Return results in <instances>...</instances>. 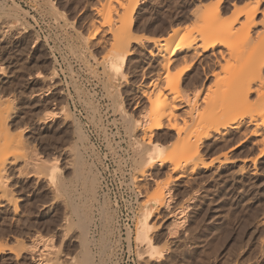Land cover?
Wrapping results in <instances>:
<instances>
[{"label": "rangeland", "instance_id": "obj_1", "mask_svg": "<svg viewBox=\"0 0 264 264\" xmlns=\"http://www.w3.org/2000/svg\"><path fill=\"white\" fill-rule=\"evenodd\" d=\"M52 1H54V6L59 7V12L66 13V15H63L65 17L53 12L54 9L51 10L47 0H34L35 3L33 0H0V26L10 13L11 18H8L15 19V23H18L13 30V35L9 36L11 38L7 37L8 39L6 38L0 42V47L4 48L0 50V63L4 64L6 70L4 71V77L0 75V89L8 90L6 93L10 91L7 94L10 99L16 97L13 99V108L11 107L13 112L10 109L12 112V114L10 112L11 122L14 123H10L13 124L12 128L14 126L11 130L13 136L10 137L9 135L6 140L3 135L6 141L0 139L2 142H0V147L4 150L9 146L8 152L10 154L13 152V156L16 152H18L17 154L27 153L26 155L33 157L29 159L30 161L31 159L35 160L37 157L45 158V161H48L46 159L52 161L54 158H58L60 171L66 179V194L64 196L68 197L64 203L57 187L55 188L54 184L53 187L47 186L46 173L42 174L39 179L36 175L34 177V174H30V171L33 173L34 170H31V166L32 168H40L34 164V160L30 163L35 166L29 163L30 166L25 168L22 167L24 158L21 156L18 159L16 158L17 162L15 164L8 165L10 166L9 172L13 175L16 174L10 178L9 182L12 185L10 183L9 185H11L12 190L15 189V194L22 198L18 203V206L21 207H19L20 211L18 209V216L15 215V210L11 205L2 204L5 205L2 206L0 204L2 206H0V233L3 236L0 234L2 237L0 243L4 245V243L9 242L7 246L11 244L10 247H12L15 244L18 245V240H20L22 243L20 244L22 246L24 244L26 248V244L30 242L31 238L53 237L56 250L52 256L55 255L54 258L57 259L55 264H146L147 262H144L146 259H140L139 254H137L139 245L135 241L137 239V219L142 213L148 196L152 195L149 192H155L157 188L159 190L160 187L165 185L168 186L167 188L172 189L171 210L167 211L169 209L160 207L159 212L162 214H156L157 217L155 216L160 227L153 229L154 231L152 230L153 246L165 249V254L158 261L150 260L147 264H264V154L260 156V150L264 147V144L256 145L253 143L258 136L252 134L255 123H251L247 115L254 107L253 104L256 106L260 101L264 104V93L263 96H260L261 98L258 97L259 100L261 99L260 101H256L257 97L252 94L250 100L252 106L246 108L244 115L237 120V122L243 123L239 129L234 130L232 127L237 122L230 123L231 129L228 126L227 130L222 129L223 131L216 133L218 138L212 136L203 143L200 148L201 157H203L201 161L203 160L202 163L208 166L207 169L196 168V170H192L191 167H188L189 169L186 168L185 173L183 171L172 172V163L169 160L176 159L178 143L174 139L165 136L166 129L159 130V140L160 144L162 143L160 155L167 160H165L164 166L158 167L160 165L157 163L149 169V173H153L150 175L151 179H157L155 181L160 187L155 186L157 184L153 182L148 186V190L145 189L146 186H144V189H139L138 181H142L134 179L139 177L137 173L139 168L135 169L138 164L135 163L136 159L132 155V148L134 147L132 145H135L133 138L134 136L139 138L138 135L141 134V131L139 132L136 129L133 134H130L125 129V119L124 121L122 119L123 116H138L139 113L143 114L145 110L148 111L147 109L150 106L147 99L143 97L142 91L147 89L153 93V86L157 77L164 79L165 70L161 67L162 65L158 64L162 60L161 54L163 51L161 47L163 43L176 36L174 34L175 29L181 27V35L185 34L187 41L190 36H193L192 33L197 38L200 34L199 37H205L202 35L203 33L208 34L221 24H229L238 13L241 20H244L245 13L257 8L256 21L259 22L253 28V32L257 29V31L261 30L262 32L264 29V24L261 23L264 21V0H138L132 13L128 12L133 17L131 32L135 41L129 45L131 53L122 68L124 75L113 81V86L106 83V66L110 64L109 56L113 50L109 45V40L106 41L109 34L106 32V34H102L103 31H101L98 38H102L99 43L97 42L98 44L84 41L90 31L91 21L96 22L98 18L92 7L103 0ZM26 10L28 13H26ZM8 18L7 20H9ZM65 19H68V21ZM239 23L241 25V22ZM238 25L234 26L233 32L237 30ZM18 28H21L20 31ZM235 35L237 36L236 33ZM199 39L201 40V38L197 39V44L201 43ZM8 42L11 45L7 44ZM247 43H243L242 50H237V54L234 52L235 54L232 55L233 52H227L229 54L221 60V64L215 70L217 75L218 73L225 75L226 72L228 74V72H231H225L228 68L231 70L232 67H238L240 71L241 67L248 69V67H251L250 65H253L252 63L260 54L259 52L264 50H262L264 42H261V45L257 41L256 43ZM11 49L14 53L11 52ZM198 49L201 52V48L198 47ZM17 50L19 51L18 54L21 52V55L15 52ZM150 52L155 53L153 57ZM185 52L190 54V59L187 58L186 62L183 60L184 57L182 59L179 57L182 56V50L180 48L176 49L175 56H178V62L176 61L171 69L172 71H179L185 65L190 66L187 68L184 82L180 86V91L186 93L181 91V94H192L193 90L195 91L202 86L200 88L202 97L203 95L206 96L203 99L207 102L210 96L208 94L212 92L210 91L211 88L207 86L213 87L212 84H208L211 83L213 77L215 79V76H213L205 83L206 85L204 84L209 88L206 92V87L202 83L204 80L203 68L206 67L209 61L206 58L209 57V52L201 54L197 52L196 54H199L196 55L197 57L195 55L193 57L192 54L195 53L192 49L190 52L187 50ZM5 56L11 57L7 59ZM11 59L15 60L13 62L16 63V66L13 65ZM10 60L12 64L9 63ZM157 60L159 61L157 62ZM5 63H9L11 68L9 64L8 67ZM243 69L241 72H248L245 69L243 71ZM235 71L237 72V70H233V72ZM37 72L44 75L54 72V82L56 84L54 82L50 84V81H43L41 77L34 76V73ZM233 72L232 75H234ZM237 75H239L238 72L234 76ZM4 80L6 81L4 82ZM164 81L160 84L164 85L166 80L164 79ZM212 82L216 87V80H212ZM49 84L51 86H48ZM112 87L113 89L116 88L115 91L110 90ZM217 88L212 89L218 93ZM10 89L14 91H12L13 94L15 93L14 95H10ZM48 89L50 91H47ZM204 92L206 93L203 94ZM214 92L212 93L214 94ZM213 94L211 97L214 98V103H216L215 98L218 94H215V97H213ZM138 99L140 104L136 103ZM205 101H203V106L207 104ZM11 102L12 100L10 104ZM93 107L95 112L92 109ZM120 110L126 111L124 115L122 112L119 113ZM65 112H69L68 116L71 117L66 116L69 119L65 118ZM178 113H181V110ZM10 118L8 122L11 120ZM228 130L230 133L223 134L224 131ZM14 133L17 135L16 138ZM78 136H80V139ZM18 137H21V139ZM10 138H13V141ZM14 143L15 145L18 144L19 150L23 146L24 151L17 150ZM11 144L17 151L10 149L13 148ZM67 147L76 151L79 150L80 156H77L78 152L75 151H73L75 153H73V156L72 154H65L64 149ZM2 150L0 149V151ZM225 153L229 156L227 161L223 159ZM172 155L174 156L172 157ZM73 157H78L76 164V159ZM251 158L255 159L254 162H251ZM10 159H12L11 155ZM68 161L71 163L69 164ZM244 161H246L245 165ZM16 164L18 168L14 169ZM24 164L26 165V163ZM243 165L245 168L247 167L244 170H242ZM20 167L22 174L30 169L28 173H25L30 175H22L21 171H18ZM28 167L30 168L28 169ZM17 171L22 176L18 175ZM42 171L45 172V170ZM181 172L184 176H178ZM150 176L147 178L151 183ZM167 183L169 184L167 185ZM92 185L94 190L90 188H93ZM87 189L88 191L91 190V193ZM73 203H76L78 207H85L84 204L86 203L92 206V212L89 210V218L86 223V229H88V234H86L88 236L85 234L87 241L90 242L88 250L93 254H91L92 257L89 262H84L82 259L83 248L79 244H81L85 235L79 230L80 228L74 224L71 225V228L68 227V231L65 229L66 216L72 220L74 219L73 221L78 219V215L76 217V213L72 210ZM182 210L184 212H181ZM171 211L175 213L179 211L177 216L183 213L185 217L183 216L182 225L185 226L181 225L177 230V234L167 239L168 226L165 222L167 224L172 222L171 218L167 219L168 215L172 213ZM107 212L111 215L108 222L105 218ZM64 214L66 216H63ZM161 215H164L167 220H162L164 216ZM158 219L163 221V224ZM165 225L167 227H164ZM127 231L130 233L129 235ZM41 243L42 241H39V248H41ZM22 246L21 256L19 255L18 258L17 256L15 258V254H11L10 250L8 251L9 247L8 249L5 247L4 251L0 252V264L33 263L29 252L25 251V248L23 250ZM141 247L146 249L145 245Z\"/></svg>", "mask_w": 264, "mask_h": 264}, {"label": "bare ground", "instance_id": "obj_2", "mask_svg": "<svg viewBox=\"0 0 264 264\" xmlns=\"http://www.w3.org/2000/svg\"><path fill=\"white\" fill-rule=\"evenodd\" d=\"M258 1H256V2H258ZM33 2H34V0H33ZM47 2L49 3L51 10L54 9L53 12L61 14L62 16L66 15L65 12L64 13L59 12V10H60V9H58L59 7L54 6L55 4L53 5L54 1L47 0ZM137 2H138V0H103L100 3H96L97 5H95V4H94V6L92 5L93 6L92 10L94 11V13L98 17L96 19L97 24H96V22L91 21L92 23H91L90 31L88 32L87 36L85 35L86 37H85L84 41L86 40V42H92V43H95V42L97 43L98 42L99 43L101 41V38H102V37L98 38V36L100 35L101 31H103L102 34H106V33L109 34V35H107L108 38L106 39V41L109 40V42H110L109 45L112 47L113 50H112V52H110V56H109L110 64L106 66V81H107L106 83L110 84L112 86L114 85L113 81L118 79L120 76L124 75L123 72H122V68L124 66V62L126 61L128 55L131 53V49L129 48V45L131 44V42L135 41L134 37H132V32H131L132 24H133V17H131L132 14L129 15V13L130 12L132 13L133 7H135ZM130 8H131V10L129 11ZM213 11H215V9H213ZM217 11H219V10H217ZM257 12H258V9L256 8V9H254L251 12L249 11V12L245 13L244 20H241V18L239 16V13H238L229 24H225V23L221 24L216 29L212 30L213 32L211 31L208 34H204L203 33L202 35H204L205 37H203V36L199 37V36H201V34H200L198 36V38H201V40L199 39L201 41V43L199 42V44H197L198 43L197 42L198 38L195 37L193 33H192V35L194 37L189 35L190 37H189V40L187 41L185 39L186 35L185 34L181 35V33H182L181 27H178L177 29H175L174 34L176 36L173 39H171V40H169V41H167V42L162 44L161 50L163 52L161 51L162 54L160 53L162 60L160 59L161 62H158L159 60H157V62H158V64H160V66L162 65L161 67H163V69L165 70V75H163V77L166 80V83L164 85L163 84L161 85L160 83L162 81H164V79L163 78L161 79L160 77L159 78L157 77L156 80L154 79L155 80L154 86H153V93L155 92L154 94L151 93L152 91L149 92L147 89H144L142 91L143 97H145L147 99L148 104L150 106L149 109H147L148 111L145 110V112L143 114L139 113L138 116L129 117L130 116L129 115V116L126 117V116H123L124 112H126V111H124V112L121 111V110L119 111V113H121V112L123 113V115L121 114L123 116V118H122V116H121V118L123 119V121L125 119V121H124L125 123L124 124H125L126 131H128L130 134H133L134 130H136V129H138L139 132L141 131V134L138 135L139 138L138 137L136 138L134 136L135 139L133 138V140H135L134 141L135 145H132V146H134L133 148L131 146V148L133 150L132 155H134L133 158L136 159L135 163L138 164V166H136L135 169L139 168L138 171H137L139 177H138V179L137 178H134V179L142 181V182L138 181L137 185H138L139 189L140 188L144 189L145 188L144 186H146L145 189H147L150 184H153V182L156 183L155 180H157V179H154V178L151 179L150 175H152L153 173L150 174L149 173V171H150L149 169L154 167V165L157 164V163H159V165H160L158 167H161L162 165L164 166V162H165V160H167L165 158H162V155H160V152L162 150V148H161V146H162L161 144L162 143L160 144V140H159V136H160L159 130L166 129L167 131L164 133L165 136L174 139L175 142L178 143L177 144L178 145V153L176 155V159L172 158V160L171 159L169 160L172 163V168H171V170H173L172 172L183 171L185 173L186 172V168H187V170L189 169L188 167H191L192 170H196V168L207 169L208 166L206 164L202 163L203 160L201 161V159L203 157H201L200 148L203 145V143L206 140L210 139L212 136H214V138L217 137L216 133L218 134V132H221L222 129L223 130L224 129L227 130L228 126L230 128V125H231L230 123L237 122L238 118L244 115L245 109L249 108V106H252L251 105L252 102L250 101L251 97H252V94H254V96L257 97V98L255 97L256 101L257 100L258 101L261 100V99L259 100L258 97H260L264 93V52H263L264 48H262V50H263V51L261 50L262 52H259L260 54H258V57L256 58V60L254 59L255 61H254V63H252L253 65H250L251 67L250 68L248 67V69L244 68L248 72H244V73L241 72V70L243 69L242 67L240 68V71H239L238 67H232V68H230L231 70H229V68H228V70H225V72L226 71H231V72H228V74H227V72L225 73V75H220L218 73V75L221 77L220 78L217 75V72L215 71L216 68H218L219 65L221 64V60L225 59L226 55L229 54V53L227 54V52H231V53L233 52L232 55H234L237 50H239V49L242 50L241 47H242L243 43L246 44L248 42L247 44H249L250 42L251 43L252 42L256 43V41H257V43L259 42L258 44L261 45L264 42V32H263L264 29L262 30V32H261V30L257 31L258 29L253 32V28L256 27L258 25V22H259V21L258 22L256 21ZM26 13H28L27 10H26ZM219 13H220V11H219ZM217 14H218V12H217ZM10 15H11V13L9 14V16L7 15V18L8 17L11 18ZM63 17H65V16H63ZM7 18H6V20L4 19L5 21L2 23L3 27L0 26V27H2V28H0V37H1L0 38V42H1V40L2 41L5 40L7 37L10 39L11 37H9V36L13 35V33H14L13 30L15 29V27H17L16 25L18 24V23L17 24L15 23V21H16L15 19H9L8 18L9 20H7ZM68 19H65V20L68 21ZM239 22H241V25H240ZM238 23H239L240 26L238 25ZM236 24L238 25V27H236L237 30L235 32H233L232 30H233L234 26H236ZM21 25H22V23H21ZM71 26H72V24H71ZM19 27H20V25H19ZM20 29L18 28L19 31H20ZM25 31H27V30H25ZM237 32L239 34L241 33L240 36H239V34ZM235 33L237 34V36L235 35ZM16 34H15V36H17ZM206 35H208V36H206ZM18 36H20V35H18ZM81 37H83V36H81ZM105 38H103V39H105ZM103 41H105V40H103ZM7 44L11 45V43H9V42ZM2 46H3V44H2ZM5 46H7V45H5ZM102 46H103V44H102ZM262 46H264V45H262ZM198 47L201 48V50H200L201 52L198 51L199 50ZM178 48H180V50H182V52H183L182 56H179V57H181L180 59H182V57H184L185 58V59H183L184 61L187 58H189V56H190V54L185 52L186 50L190 52L191 49H192L193 52L195 53V54H192L193 57H194V55L195 56L199 55V54H196L197 52L201 54L203 52H207L208 51L210 53V54L208 53L209 57H206V58L209 59V61L207 62L206 67L203 68V72H204L203 76H204V78L203 77L202 78L204 80L203 79H201V80H203L202 83H203V86H204V84L207 81H209L211 77L215 76V79L213 77L212 80L213 81L216 80V83L215 82L214 83L217 86L215 87L213 82H212V80H211V83L208 84V85L212 84L213 87H210V86H207V87L211 88L210 91H212V92H214L212 88H217L218 87L217 88L218 89V93H217V91H215L214 94L212 92H210V93L208 92L209 93L208 96L209 95L210 96L208 97L207 102L205 101V99H203V97H206V96L203 95V97H202V90L200 89V88H202V86L199 89L196 88L197 90H195V91L193 90V92L191 91L192 94H190V93L189 94L188 93L187 94H181L183 91L182 90H181L182 92L180 91V89H181L180 86H181V83L184 82L185 72H186L187 68H189L190 66L188 67L187 65H185V67L181 68V70H179V71L177 70L178 72L176 70L175 71L171 70L173 64L178 60V58H177L178 56L177 57L175 56L176 49H178ZM2 49H4V48L2 47L0 50H2ZM15 49H16V47H15ZM159 49H160V47H159ZM5 51H6V49H5ZM110 51H111V48H110ZM240 51H238V52H240ZM11 52H12V49H11ZM15 52H17V54H18L19 51L17 50ZM12 53H14V52H12ZM19 54L21 55V52ZM80 54H81V52H80ZM150 54L153 57V55L155 53L150 52ZM192 55H191V57H192ZM12 56H14V55H12ZM0 57H1V55H0ZM5 57H7V59H8V57H11V56H5ZM7 59H5V60H7ZM16 59H18V58H16ZM191 59H193V58H191ZM5 60H3V61H5ZM11 60L9 61L10 64H12ZM13 60H12V62H13ZM14 62H15V60H14ZM14 62H13V65L16 66L15 65L16 63L14 64ZM5 64H7V63H5ZM8 64H7V66H8ZM10 64H9V66H10ZM3 65L0 63V75H3V77H4V71H6V70H5V67ZM10 68H11V66H10ZM89 68L91 69V67H89ZM225 68L227 69V67H225ZM244 69H243V71H245ZM233 70H237L239 75L234 76V75H236L237 72L236 71L233 72ZM171 71L173 72V74H172ZM232 72L234 73V75H232ZM34 74H35L34 76L41 77L43 81L44 80L50 81L51 82L50 84H52V82H54V78H55L54 72H51L50 74H47L48 76L46 74L44 75L41 72H37V73H34ZM222 76H223V78H222ZM5 81L6 80H4V82ZM102 82H104V81H102ZM50 84L48 86H51ZM115 84H116V82H115ZM121 85H122V83H121ZM48 86H47V88H48ZM204 87H206V86H204ZM207 87H206V92H207V89H209ZM4 89H6V88H4ZM49 89H50V87H49ZM49 89L47 91H50ZM112 89H113V87L110 90H112ZM115 89H113V90L115 91ZM7 91L3 90V89L2 90L0 89V139H1V141H6L7 137L9 135H10V137H12L13 135H11V134H12L13 131H11V130H13V128H14V126L12 128V125L14 123L11 122L12 119L10 118L11 117L10 115L13 112L12 109H11L12 104H13V99L16 98V97L14 96L12 99H10L7 96V94L10 91L8 93H6ZM12 91L13 90H11V94L10 95L13 94ZM206 92H204L203 94H205ZM211 93L213 94V97H215V94L216 95L218 94L216 96V98H215L216 103H214V100H213L214 98L212 99V97H211L212 94ZM11 100H12V102L10 104ZM203 101H205V103H207V104H205V106H203ZM211 101H212V104H211ZM252 101H254V100H252ZM136 103H139V99L136 100ZM257 104H258V102H257ZM89 105H91V104H89ZM253 105H254V107L251 108V110L249 111L250 113L249 114L247 113V115L250 118V122L251 123L252 122L255 123V128L252 129L253 130L252 134L258 136V138L256 140H254L253 143L256 144V145L257 144L258 145L259 144H264V104L262 103V101H260V103L258 105H256V106H255V104H253ZM15 106H14V108H15ZM94 107L92 109L95 112V110H97V108L95 107L96 108L95 109ZM146 108H148V107H146ZM146 108H144V109H146ZM10 109H11L12 112L10 111ZM14 110H16V109H14ZM179 110H181V113H178ZM10 112H11V114H10ZM246 112H248V111H246ZM127 113H125V114L127 115ZM133 113H131V114H133ZM68 115H69V112H65V118H67L66 116H68ZM9 118L11 120L8 122ZM69 118H67V119H69ZM44 119H45V117H44ZM46 119H47V117H46ZM73 122H75V121H73ZM10 123H13V124L11 125ZM241 125H243V123L241 124V122L238 121L232 127L235 130V129H239ZM79 132H81V131L79 130ZM228 132L230 133L229 130L228 131H224L223 134H226ZM3 135L5 136L6 140H4ZM18 135H19V133H18ZM1 136H2V138H1ZM15 136L17 137V135H15V133H14V137ZM130 136H129V138H130ZM223 136H221V137H223ZM78 137L80 139V136H78ZM19 139H21V137ZM223 139H221V140H223ZM10 140L13 141V138L12 139L10 138ZM12 141H10V143H12ZM14 141L16 142L15 139H14ZM215 141H216V139H215ZM18 142H20V141H18ZM6 145H8V144H6ZM14 145H15V143H14ZM17 145H15V146L17 147V150H19V146H17ZM260 146H262V145H260ZM22 147L23 146H21V148H20L21 150H19L21 152L24 151L22 149ZM232 148H234V147H232ZM0 149L2 150V147H0ZM8 149H9V146H8L7 149H4V150L0 151V154H1V156H0V204L1 205L2 204L11 205V207H13V209L15 210V215H18V209L20 211L19 207H21V206H18V203H19V200H21L22 198L18 197V195L15 194V191H14L15 189L12 190V188L10 187L12 185V183H10L9 180L12 177L13 174L9 172V169H10L9 167L10 166H8V165H11V164L12 165L15 164L17 162L16 160L18 159L19 156L24 158V161L22 159H20L23 162V163L21 162L22 163V167L26 168V166H30V165H33V166L36 165L37 167L38 166L40 167L38 169L36 167L32 168V166H31V170L32 169L35 170V168H36L35 171L33 170V173L30 171V169H29L30 167H28V169L30 171V174L31 175L34 174L33 175L34 177L36 175L37 179L41 178L42 174L46 173L47 178L45 176L44 179L46 178V182L48 183L47 186L49 185V186L53 187V184H54V187L55 188L57 187L58 191L61 193L62 201L64 200V203H65V201L67 200L66 198L68 197V196L67 197L64 196L66 194V188H65L66 179L64 177V174L60 171V167L58 165V162H59L58 158H54L52 161H50L51 159L50 160L46 159L48 161H45V158L43 159L42 157H37L38 155L37 156L35 155L37 157L35 159L36 161L34 159H31V161L34 160V164H35L34 165V164L30 163L31 161L29 160L30 158H33V157H29V155H26L27 153L24 154V153L19 152V153L22 154L21 155V154H17L18 152H16L15 156H13V154H12L13 152L10 154L8 152L9 151ZM10 149H12L13 151H17V150L14 149V146H13V148L11 147ZM174 150H176V149H174ZM33 151H35V150H33ZM33 151H31V152L33 153ZM73 151H75L76 153L78 152L77 153L78 155L77 154L76 155L80 156L79 155V153H80L79 150L76 151V150H73L72 148H68V147L64 149V153L65 154L66 153L67 154H72V156H73V153H74ZM260 151H261L260 152V156H262L264 154V147L261 148ZM34 154H36V153H34ZM225 154H224L225 158H223V159L225 161H227V159H229V156L227 154L226 155ZM10 155H11L12 159L14 157L13 160L10 159ZM173 156L174 155H172V157ZM73 158H75V157H73ZM77 158H75L76 159L75 164L77 163ZM75 159H72V160H75ZM254 160L251 158V162L252 161L254 162ZM70 161H68L69 164L71 163ZM133 161H135V160H133ZM248 161H249V158H248ZM72 162H74V161H72ZM24 163H26V165ZM29 163H30V165H29ZM243 163L245 165L246 161H244ZM69 164H67V165H69ZM73 164H71V165H73ZM244 165H243V167L241 166L243 168L242 170L247 168V167L245 168ZM16 167L18 168L17 164H16L14 169H17ZM42 167H44L45 169H43ZM69 167H72V166L69 165ZM20 169H21V167L19 168L18 171H21ZM23 170H26V169H23ZM42 170H45V172L42 171ZM29 171H26L25 173H28ZM241 171H239V172H241ZM183 172L179 173L180 175L178 174V176H184ZM20 173L22 174V171ZM25 173H23V174L24 175H30V174H25ZM21 174H19V172H18V175L22 176L23 174L22 175ZM14 175H16V174H14ZM82 175H83V173H82ZM133 176L135 177V175H133ZM149 176H150V180H152L151 183H150V181L147 178ZM175 178H178V177H175ZM167 182H169V181L167 180ZM9 183L11 185H9ZM90 183H91V181H90ZM168 184L169 183H167V185ZM85 186H86V184H85ZM85 186H83V187H85ZM155 186L158 187L159 185L157 184ZM66 187L68 188V186H66ZM167 187L168 186L164 185V186L160 187L159 190L157 188V190L155 192H153V191H152V193L149 192V194H152V195L148 196V199L146 200L147 202L145 201L146 204L143 202L144 203V207H143L142 213H141L140 217L137 219L138 220V222L136 224L137 225V227H136L137 228V239L135 240L139 244L138 245V253L137 254H139L138 256L140 257V259H142V258L146 259V260H144V262L146 261L147 263L150 260L158 261L165 254L164 253L165 249H163V248H155L153 246L154 245V240H153V237H152V230L155 229V228L157 229L158 227H160V224H158V221H157V218H156L157 217L156 214H158V215L162 214V213L159 212L160 207H165L166 209H169L167 211L171 210L170 209V206H171L170 205V201L172 199V196H171L172 189L170 187H169L170 189L167 188ZM71 188H73V187H71ZM90 188L94 190V186H93V188L92 187H90ZM69 190H70V188H69ZM67 191H68V189H67ZM87 191H88V189H87ZM89 191L91 193V190H89ZM75 192H77V191H75ZM67 195H69V194H67ZM93 195H94V193H93ZM175 195H176V193H175ZM69 197H70V195H69ZM94 200H95V198H94ZM68 201H70V199H68ZM86 201H88V200H86ZM3 202H5V203H3ZM76 205H77L76 203L73 205L74 209L72 207V210L74 211V213H76V215H75L76 217L78 215V219H77V221L76 220L73 221L74 219L72 220L70 217H67L64 214L63 216H66L65 220H67L65 222L66 223L65 224V227H66L65 229L68 231L69 230L68 227L71 228V225L75 224V225L78 226V228H80L79 230H81L83 235H85L87 233V230H88V229H86L87 228L86 227V223H87V220L89 218L88 213H90L89 210L91 211L92 206L90 204L88 205L87 203L84 204L85 207L84 206L83 207H78V205L77 206ZM2 206H5V205H2ZM178 206H179V204H178ZM181 208H182V206H181ZM185 209H186V207H185ZM5 210H7V209H5ZM161 211H163V210H161ZM103 212H105V211L103 210ZM175 212H176V210H175ZM175 212L174 211L172 213L168 212L170 214L168 215L167 219L171 218L172 222L169 223V224H167V222H165L166 225L168 226V227L166 225L164 226V227H167V229H168L167 232H166L167 239H168V237H170V236L174 237L175 234H177L178 228L182 225V222L184 221L183 213L180 216H177L179 211L177 213H175ZM181 212H184V210H182ZM68 215H69V213H68ZM105 215H106L105 218H107V222H108V220H109L111 215L108 214V212ZM161 216L163 217L164 215H161ZM103 217H104V215H103ZM14 218H15V216H14ZM164 219H166L165 216L163 217L162 220H164ZM166 220H164V221H166ZM160 222H161V224H163L162 223L163 221H160ZM17 223H19V222L17 221ZM29 223H31V222H29ZM61 223H62V221H61ZM105 223H103V224H105ZM136 228H135V230H136ZM188 228H190V227H188ZM61 230L63 231V229H61ZM193 231H194V229H193ZM3 233H5V232H3ZM127 234L129 235L130 233L127 231ZM83 235H81V236H83ZM86 235L84 236V239L82 240L81 244H79V245H81V247L83 248V258L82 257L81 258L83 259L84 262L85 261L89 262V259L92 257L91 256L92 253L88 250V244L90 242H89V240L87 241V236L88 235L87 236ZM128 235H127V238L129 237ZM1 236H2V234H1ZM1 236H0V238L3 237V236L2 237ZM34 236H36V235H34ZM37 236H38V234H37ZM39 236H40V234H39ZM45 237L46 236L40 237V238H38V237L31 238L30 242L28 241L29 243H27V241H26V243H27L26 244V248H25L24 244H23V246L21 245L22 243H21L20 240H18V242H19L18 245L15 244L16 247L18 246L17 248L14 247L15 245L10 247L11 244L9 246H7L9 244V242L4 243V245L2 243H0V252H3L5 247H6V249H8V247H9L10 249H8V251L10 250L12 252L11 254H15V258H16V256L18 258L20 253L22 252L21 251V246H22L23 247L22 249L24 250V248H25V251L29 252V255L31 256V258L33 260V263H30V264H55L57 259L54 258L55 255L52 256L55 253L54 251L56 250V247H55V244H54V238L52 237L53 238L52 239L51 237L50 238H48V237L45 238ZM7 238H9V237H7ZM38 239H40V240H38ZM4 240H6V239H4ZM129 240H130V238H129ZM39 241H42L41 248H39L40 247ZM79 243H80V241H79ZM12 245H13V243H12ZM144 245H145L146 249L141 247V246H144ZM131 248L132 247L130 246V249ZM93 258H94V256H93Z\"/></svg>", "mask_w": 264, "mask_h": 264}, {"label": "snow or ice", "instance_id": "obj_3", "mask_svg": "<svg viewBox=\"0 0 264 264\" xmlns=\"http://www.w3.org/2000/svg\"><path fill=\"white\" fill-rule=\"evenodd\" d=\"M262 23H264V22H262Z\"/></svg>", "mask_w": 264, "mask_h": 264}]
</instances>
